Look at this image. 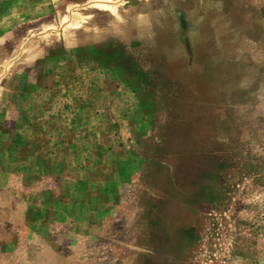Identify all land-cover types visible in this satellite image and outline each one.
Instances as JSON below:
<instances>
[{"label":"rangeland","instance_id":"rangeland-1","mask_svg":"<svg viewBox=\"0 0 264 264\" xmlns=\"http://www.w3.org/2000/svg\"><path fill=\"white\" fill-rule=\"evenodd\" d=\"M0 264H264V0H0Z\"/></svg>","mask_w":264,"mask_h":264}]
</instances>
